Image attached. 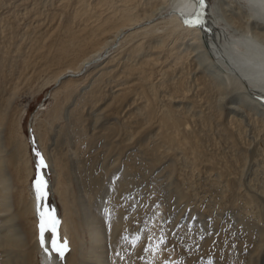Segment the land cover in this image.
Wrapping results in <instances>:
<instances>
[{"label": "rangeland", "instance_id": "374dc122", "mask_svg": "<svg viewBox=\"0 0 264 264\" xmlns=\"http://www.w3.org/2000/svg\"><path fill=\"white\" fill-rule=\"evenodd\" d=\"M105 1L0 0V146L10 187L0 264H44L32 212L34 149L46 164L44 211L59 222L58 241H67L64 264L90 263L78 197L92 209L104 187L111 194L97 211L106 264H264V126L228 117L227 100L219 106L210 77L178 52L180 42L170 44L173 36L159 46L154 34H121L97 62L53 85L108 30L134 15L143 20V0ZM10 216L21 245L5 243Z\"/></svg>", "mask_w": 264, "mask_h": 264}, {"label": "bare ground", "instance_id": "6f19581e", "mask_svg": "<svg viewBox=\"0 0 264 264\" xmlns=\"http://www.w3.org/2000/svg\"><path fill=\"white\" fill-rule=\"evenodd\" d=\"M113 1L111 0V3ZM125 1L127 3V0ZM130 2L132 3V1ZM114 3L116 5L115 1ZM118 3H120V1ZM140 5H144V11H142L141 13L143 14V20H141V18L137 20L136 19L137 16L134 15L132 16L134 20L132 19L129 22L124 21L127 24L121 27L117 26L115 32H112L110 34L109 32L111 30H108L106 34H103V36L106 37L103 40V42L99 45V48H97V50L94 49L95 51L90 53V55H88L84 59H81V62H79L80 65H78V67L75 70L64 69V71H62L54 79L53 85L64 84V82L71 80L76 74H78L86 66H88V64L90 63L92 64V62L94 61L97 62V60H99L103 55L102 51L108 50L109 47L112 46V44L119 38L121 34L122 35L125 34L128 36L138 32H141L142 34H146L148 36L149 35L152 36V34H154V36H152L154 37V39L151 40L158 45L159 44L163 45L164 42L166 43V41H168V39L170 40L171 36H173L171 38L170 44H172L176 48L175 46L176 43L180 42L178 52H183V51L185 53L187 52L186 56L190 55L187 57V59L190 57L192 62L191 64L193 63L196 64V66L193 64V66L197 68L195 70L197 71L199 70V72H201V75L205 74L208 77H210L211 83L219 93L218 101L216 100L218 103H220L219 106H221L222 101L225 100L226 102L227 100L228 105L224 106V108L222 109H224L227 112V114H229L228 117H230L231 115L230 118L232 120H234L232 116L236 118L238 117V119L244 118L248 122H250V119H253L255 121L259 120V122H261L262 125L264 126L263 120H261V118L264 119V0H204L205 6L201 10L202 15L200 18V24L197 26H189L188 23H185L186 20L191 21L192 19H194V14L197 11V4L195 0H143L142 3L140 1ZM134 6H136L137 8V5ZM141 8L143 9V6ZM146 8L149 10H147ZM164 8L168 12L167 18L164 20L162 19L163 21H156V22L153 21L152 19L154 18V16H156L157 14H161L162 9ZM128 10L130 11V9ZM113 18L115 17L112 16V19ZM122 19H120V21ZM142 21L143 22L148 21V23L143 26ZM139 23L143 27L141 25L137 26ZM156 27L160 28L162 30L161 32H164L163 33L164 35L162 37L157 35L155 36V32H152V30L155 29ZM134 45L136 46L137 44ZM138 45L140 44L138 43ZM139 52L141 54L143 51L140 50ZM148 55L149 54H147V56ZM100 69L107 70L105 64L102 65ZM201 79L204 80L205 77ZM204 81L205 84H207L206 86H208L209 84L206 83V81L208 82L209 79L207 80L206 78V80ZM115 92L116 94L118 93V91H114V93ZM209 93H212V90H210ZM3 118H4L3 115L0 114V126L2 124V121H4ZM238 119L235 120L238 121ZM171 122L173 123L174 121ZM30 141L31 140L29 139V142ZM27 147L28 149L31 147L30 150L34 155L33 146L31 145ZM1 152L2 150L0 146V209H1L0 212H3L8 208L7 199H8V192L10 190V187L8 184V179L4 172L5 158L2 156ZM16 154L17 156L15 158L18 159V161L22 164V167L25 169V166L28 162L27 158H25L24 156L21 157L22 155L18 154L17 152ZM51 169L53 168L51 167ZM51 171L53 172V174H55L53 170ZM32 173L33 170L31 169L30 172L28 173V177H30ZM35 174L37 175V172ZM40 175L44 179V173L42 169H40ZM115 177H113L114 181H116L117 178ZM54 183L55 185L53 189H55V191L57 192L56 194H59V190L57 187L58 184H56V182ZM109 191L111 192L110 188H106V187L100 190L99 199H97L96 204L92 205L93 207L92 209L94 211L90 208V206L86 202L87 200L86 201L84 200V198L82 197L83 195L78 197V201H79L78 203L81 213V222L85 227L86 229L85 231H87L89 236L88 257L90 263L88 264H91V262L95 264L96 263L106 264V261H104V259L102 258L104 254L101 257V254L103 253L102 242L103 240H105V238L103 239L102 219H100V212L97 210H99L103 202L106 201L107 198L110 196L111 193ZM32 208H33L32 212H34V216L37 224L38 234L40 237L39 212H44L43 199L40 202H38L35 196V199H33L32 201ZM92 211L95 214H97L99 217L94 218L90 214L93 213ZM14 219H15L14 217L10 216V219L7 218L6 221L4 220L6 231L4 232L5 234L3 235L6 241L5 243H8L7 245L9 246L16 245L12 243L19 244L21 242L20 235L16 232L17 230L15 231L14 229L15 225L11 224V222H13ZM5 226L3 228H5ZM46 236L47 235L45 232L44 247L43 248L41 247L44 264H64V262H62V259L60 257L54 256L52 252L49 250V247L46 242L47 241ZM72 245H74V241H72ZM45 249H47V251H45Z\"/></svg>", "mask_w": 264, "mask_h": 264}, {"label": "snow or ice", "instance_id": "6c2138e0", "mask_svg": "<svg viewBox=\"0 0 264 264\" xmlns=\"http://www.w3.org/2000/svg\"><path fill=\"white\" fill-rule=\"evenodd\" d=\"M197 4V11L194 14V19L191 21H185V23H188L189 26H197L200 24V18L202 15L201 10L204 8V0H195ZM35 156L37 157V176L36 179L33 182V187L36 194V199L38 202H40L44 196L46 195L45 188H46V182L44 181L43 177L40 175V169L46 167V164L44 163V158L40 154L39 151H36L34 149ZM39 212V209H38ZM40 215V244L41 247H44L45 239H44V233L46 231H49L52 233V239H51V248L52 252H55L60 258L64 257L65 252L68 250L67 247V241H63V243L59 242L56 238V227L58 225V220L55 218L54 213L45 210L44 212H39ZM47 251V249H45Z\"/></svg>", "mask_w": 264, "mask_h": 264}, {"label": "water", "instance_id": "95a60500", "mask_svg": "<svg viewBox=\"0 0 264 264\" xmlns=\"http://www.w3.org/2000/svg\"><path fill=\"white\" fill-rule=\"evenodd\" d=\"M34 166L36 167L35 169L37 170V166H36V164H34Z\"/></svg>", "mask_w": 264, "mask_h": 264}]
</instances>
